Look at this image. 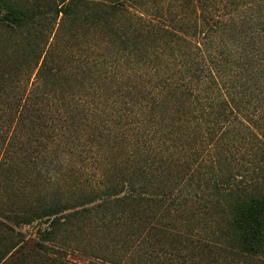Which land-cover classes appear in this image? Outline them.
<instances>
[{
    "label": "trees",
    "instance_id": "16d2710c",
    "mask_svg": "<svg viewBox=\"0 0 264 264\" xmlns=\"http://www.w3.org/2000/svg\"><path fill=\"white\" fill-rule=\"evenodd\" d=\"M36 220L113 227L87 264H264V0H0V264Z\"/></svg>",
    "mask_w": 264,
    "mask_h": 264
},
{
    "label": "rangeland",
    "instance_id": "374dc122",
    "mask_svg": "<svg viewBox=\"0 0 264 264\" xmlns=\"http://www.w3.org/2000/svg\"><path fill=\"white\" fill-rule=\"evenodd\" d=\"M249 137L253 138V140L256 141V138L253 135L249 134ZM26 173L27 172H22L20 174V177L25 176ZM22 191L25 190H19V188L16 186H10L6 188L4 194H6L8 198L11 197V199L9 200L14 199L16 200V204L20 205L18 204V202H21L20 199L15 198H17L16 196L20 195ZM13 194L15 195L13 196ZM24 195V198L29 196L28 193H24ZM192 208H194L193 205L188 206V218L186 219L187 224H194V216H197L193 215L190 212ZM45 227L46 224L43 222V220H36L29 225L22 226L21 231L26 236V247H24V249H26L29 254V258H27L23 264H65L66 261L70 262L71 264H87L89 261H94L95 258L92 257V254L99 253L101 255H105L106 253H109V237L111 236V231L116 232L113 227L102 228L96 225L95 222H91L86 228H82L80 230L76 226H74L71 227L69 231L58 232V238H67L66 251H64V249L62 248L56 249V247H51L50 249H47L45 251H35L33 246L34 241L37 239L38 235ZM164 228L166 227H163V229ZM161 234L167 235V232L164 231ZM5 242L6 239H0V249L3 248L2 246Z\"/></svg>",
    "mask_w": 264,
    "mask_h": 264
}]
</instances>
